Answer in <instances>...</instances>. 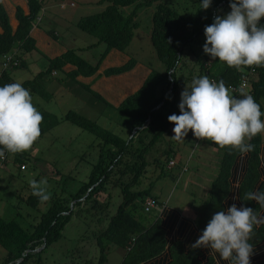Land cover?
Listing matches in <instances>:
<instances>
[{
  "label": "trees",
  "instance_id": "16d2710c",
  "mask_svg": "<svg viewBox=\"0 0 264 264\" xmlns=\"http://www.w3.org/2000/svg\"><path fill=\"white\" fill-rule=\"evenodd\" d=\"M226 1L217 0L214 6L216 7ZM100 3H107L102 11L81 16L77 22L78 27L95 36L98 43L104 42L106 44V49L97 63L93 64L79 55L75 49H69L63 54L49 59V65L45 70L40 71L31 79L22 81L20 84L29 90L30 95L38 94L43 98L50 99L52 94L44 88L42 80L51 75L53 71H60L66 64H73L76 69L68 73L71 77L95 74L110 49L117 48L124 51L129 46L134 37L135 29L139 27V23L136 21L139 9L156 4L151 39L157 56L165 65V69L164 71L152 69L141 88L118 106L122 113L133 119L131 129L138 127L137 132L140 130V134L153 131V136L147 145L137 146L133 150L134 136L126 139L100 126L81 113L73 110L66 112L63 116L64 119L100 138L102 145L99 160L92 169L89 181L71 199L62 197L52 199L50 207L41 214L40 220L34 226L33 231L30 232L14 219L6 220L0 216V245L8 253L5 263L28 264L32 261L34 254H38L39 257L35 258L34 262L41 264V252L62 237L64 228L74 217L81 216L83 211L80 209L84 202L91 201V207H99L100 197L103 193H108L107 183L111 178L115 179L113 168L118 164H122L124 166L123 173L126 172V167L130 162L125 159V156L136 154L140 159V163L138 165L139 169L136 168L137 171L135 170L132 179L127 182L115 180L116 184L118 182L116 186H119L123 191V200L117 207L115 214L107 220L106 226L96 235L98 260L96 263L87 261L85 264H104L111 247L114 245L126 250L121 264L144 263L163 254L166 248L171 253L172 261L170 264H213L215 262L213 256L203 259L201 247L186 250L183 243L178 240L167 246L166 230L162 226L160 217L153 219L144 212L142 207L143 201L147 197L158 199V196H152L149 188L137 190L132 188L142 175V170L146 165L145 155L148 148L158 142L165 133L174 127V123L169 122L167 119L173 113L166 109V98L176 92L177 82L174 71H176L182 59L184 49L197 35L204 31L205 25L212 23L215 14L212 12L207 22L202 27H197L198 19L183 15L163 0H100ZM43 5L44 0H28V13L21 6H18L16 9L18 25L13 30L8 12L0 1V26L2 27V32H0V57L17 48L14 51L21 58L20 65L11 66L8 70L2 72L0 86L18 83L13 79L10 72L18 67H25L24 56L20 55L35 49V40L31 36V30L37 21V17L42 12ZM136 62V58L132 57L120 66L107 68L104 74L109 76L129 71L135 66ZM247 67L249 66L229 67L225 63L220 70L216 72L207 70L205 75L209 79L214 77L218 81L223 80L226 85L237 84L243 75V69ZM170 70H174L171 73L174 83L172 88V81L167 80L168 76L170 77ZM255 77L250 95L255 98L261 111L264 112V66L257 67ZM165 82H168L167 89L165 94L160 96L158 95V89L164 86ZM174 113L179 114V110ZM41 114L43 120L40 124L41 134L39 137L59 122V118L53 113L43 111ZM261 119L264 120V116ZM245 143L252 144L254 148L246 155L241 156L236 149L220 147L212 142L215 147L222 150V157L217 176L212 180L207 199L199 212V218L196 222L199 232L205 227L213 213L226 209V201H230L228 202L229 205L234 198H238L239 206L252 207L258 216L264 217V208H261L255 201H246L248 192L264 191V176L262 174L264 132L257 134ZM30 149L10 154L15 161L22 165L29 157ZM133 165L135 166V164ZM241 165H243V168ZM240 170H243V173L241 179L238 180L237 173ZM236 182L239 183L238 188L235 187ZM110 196L108 194V197ZM138 198H141V203L136 202ZM41 200L38 196L28 198V201L33 204H38ZM72 200H75V202L73 206H70ZM109 204L108 200L107 207ZM76 206L79 208H75ZM132 206L141 214L138 215L137 211L132 210ZM249 243L253 247V252L259 251L264 246V223L254 226ZM41 245H44L41 251H34ZM27 250L29 251L25 254ZM20 258L22 260L18 262ZM258 258L257 260H251V264H264V255Z\"/></svg>",
  "mask_w": 264,
  "mask_h": 264
},
{
  "label": "rangeland",
  "instance_id": "374dc122",
  "mask_svg": "<svg viewBox=\"0 0 264 264\" xmlns=\"http://www.w3.org/2000/svg\"><path fill=\"white\" fill-rule=\"evenodd\" d=\"M163 1L183 15L198 19L197 27H202L212 12L215 15H223L230 11L229 0L216 7L214 5L217 0H213L207 10L200 9L199 0ZM106 4L100 3V0H45L44 7L47 8L48 17L57 22L56 29L65 28L66 25L68 30L66 34H73L75 44L86 46L92 40L98 39L79 28L77 20L81 16L102 11ZM155 9L156 4L139 9L136 18L139 27L135 29L134 37L126 50L137 60L151 62L152 69L164 71L165 65L159 60L151 39ZM205 39L202 31L186 46L182 59L174 71L177 89L166 98V109L172 113L179 110L180 93L186 85H190L194 78L204 76L207 70L216 72L225 65L218 58L212 60L203 52ZM105 49L106 44L102 42L101 46L86 51L84 58H89L90 61L99 60ZM31 52H28L26 58L28 66L18 67L11 72L15 81L31 79L37 72L48 67L46 57L39 55L38 60H34L31 57L34 52ZM56 72L57 75H48L42 80L44 88L52 97L46 99L38 94H32L31 97L40 113L43 111L53 113L59 118V122L41 135L30 149L29 157L25 160V169L21 168V164L15 161L12 155L0 168V216L6 220L18 221L30 232L39 222L41 214L48 210L53 198L71 199L89 181L92 169L99 160L102 145L100 138L64 119L66 112L73 110L81 113L126 139L134 136L133 150L137 146L147 145L154 133L148 131L140 134V130L137 132L138 127L131 129L133 119L103 99L97 100L95 106L92 105L89 100L95 101V97L89 94L87 87H79L75 79L68 77L63 70ZM167 80L171 81L169 76ZM167 84L168 82H165L164 86L158 89V95L165 94ZM173 128L148 148L144 172L142 170L141 177L132 189L149 188L152 196H158V199L147 197L142 204L144 212L153 219L160 216V210L169 206L182 214L190 213V217L198 220L211 182L217 176L222 150L215 147L210 140L194 137L191 130L185 139L176 141L171 137L174 135ZM248 140L246 138L245 142ZM125 159L130 162L126 172L123 173L122 164L113 168L112 174L115 179L111 178L107 183L108 193H103L100 197L99 207H91V201L84 202L80 209L83 211L81 216L74 217L64 228L62 237L41 252V264L97 262L96 235L106 226L107 220L115 214L123 200V191L116 185L118 182L132 179L136 168L139 169L140 159L136 154H127ZM170 160L175 162L172 167L168 165ZM262 174L264 176V165ZM33 181L45 189L47 200L42 199L38 204L28 201L29 197L37 196L33 194L31 187ZM108 200L110 204L107 207ZM147 200H152L156 204L149 211L145 209ZM74 202L75 200H72L70 206H73ZM136 202L141 203V198ZM132 210L137 211L133 206ZM136 213L141 214L139 211ZM43 246L37 247L34 251H41ZM115 247L117 246H112L109 252V259L114 263L119 259ZM7 256V251L0 245V264H5ZM38 257V254H34L28 264H36L34 259Z\"/></svg>",
  "mask_w": 264,
  "mask_h": 264
},
{
  "label": "clouds",
  "instance_id": "9594fccd",
  "mask_svg": "<svg viewBox=\"0 0 264 264\" xmlns=\"http://www.w3.org/2000/svg\"><path fill=\"white\" fill-rule=\"evenodd\" d=\"M199 2L200 9L207 10L213 0ZM229 8L205 25L203 52L229 67L264 66V0H229ZM178 108L179 114L167 117L174 123L171 137L176 141L185 139L191 130L196 138L236 149L244 156L254 148L245 139L264 132V112L255 98L243 89L239 96H234L223 80L213 82L207 75L186 85L180 93ZM42 120L29 90L22 84L0 86V158L5 151L29 150L41 134ZM31 187L34 195L48 199L40 184L33 181ZM246 201H255L264 208V191L248 192ZM262 223L264 217L258 216L252 207L232 204L212 214L191 246L209 248L229 264H251L250 235L254 226Z\"/></svg>",
  "mask_w": 264,
  "mask_h": 264
},
{
  "label": "crops",
  "instance_id": "0c3cea01",
  "mask_svg": "<svg viewBox=\"0 0 264 264\" xmlns=\"http://www.w3.org/2000/svg\"><path fill=\"white\" fill-rule=\"evenodd\" d=\"M0 1L5 6L10 18V23L12 25V28L13 30H15L18 25V20L16 18V9L18 6H21L24 9V11L28 13L29 12L28 0H0ZM65 5L66 4L64 3V6ZM42 10L43 13H41L40 16H38L39 20L36 21V23L34 24L31 30V36L35 40V49L32 50L34 54H32L31 56L32 59L38 60L39 55H42L46 57L49 62V59L55 58L69 49H75L79 55L84 57L86 56L85 55L86 51H88L90 48L92 47L96 48L97 46H101V43H98V40H92L86 46L84 45L77 46L75 44L76 39L74 38L73 34L71 33L66 34V32L68 31L66 25H64L65 28L59 27L58 29H56L57 22L53 21L50 17H48L49 15L46 14L47 8H45L44 5ZM0 32H2L1 26H0ZM126 49L124 51L119 50L117 48L110 49L109 52L106 54L105 58L102 60L99 69L95 74L91 76L77 75L76 77H72L78 83L79 87H87L89 94L95 97V101H92V99L89 100L92 105L95 106L97 100L103 99L111 106L118 108V106L127 97L134 94L136 91H138L141 88V86L144 84L145 80L151 73L152 71L151 62H142L136 59L137 62L131 70L115 75H109V76L105 75L104 72L107 68L120 66L126 63L130 58H132L130 53ZM27 55L28 53H25V55L24 54L20 55V56H24V59L26 61L25 67L28 66V62H27L28 60L26 59ZM91 56H96V55L91 54ZM87 60L90 61L89 58H87ZM93 60L95 61H90L93 64L97 63L98 61L96 59ZM75 69L76 66L73 64H66L62 68V70L65 72V74L68 75V77H71L69 76L68 73ZM53 72L51 75H57V72L55 74ZM241 166L243 168V165ZM242 173L243 170H240L237 173L238 180L241 179ZM237 184L239 183L236 182L235 187ZM235 195H236V191H235ZM228 202L230 201L229 200L226 201V209L232 204H236L237 207H240L238 198H234L231 204L229 205ZM190 215H191L190 213L188 215L182 214L178 210L173 209L169 206H166L162 210H160L159 217L162 226L166 230V237L168 243L167 246L171 245L174 241L178 240L183 243L186 250L192 248L191 245L195 243V241L200 236L201 232H199V230L197 229V225H196L197 219L195 217H190ZM115 248L117 253H119L118 261L116 263L111 262L109 259L110 253H108V258L104 264H121L126 254V250L119 246ZM201 249L203 252V259L207 258L208 256H213L215 258V262L213 264H217V261H219V264H229L228 261L219 259V254L213 253L211 249L204 247H201ZM262 255H264V246H262V248H260L259 251L253 252L250 257V260H257L259 259L258 257ZM171 261H172L171 253L169 249L166 248L165 252L160 256L141 264H170Z\"/></svg>",
  "mask_w": 264,
  "mask_h": 264
},
{
  "label": "built area",
  "instance_id": "2783aa9c",
  "mask_svg": "<svg viewBox=\"0 0 264 264\" xmlns=\"http://www.w3.org/2000/svg\"><path fill=\"white\" fill-rule=\"evenodd\" d=\"M37 20L38 17H37ZM21 64V58L19 55L16 53V51H10L8 53H5L0 57V75L2 74L3 71L8 70L11 66H18ZM257 67L258 66H249L245 69H243V75L240 78V81L237 84H228L226 85L229 87L232 95H237L239 96V90L243 89V91L247 94H250L252 89H253V82L255 80V75L257 74ZM54 74L56 72H53ZM211 81L213 82H219L216 78L211 77ZM11 156L10 152L5 151V154L3 158H0V168L3 167L9 160V157ZM175 164L173 160H170L169 166L172 167ZM25 164L21 165L22 169H25ZM156 206V204L152 200H147L146 201V211H149L152 207Z\"/></svg>",
  "mask_w": 264,
  "mask_h": 264
},
{
  "label": "water",
  "instance_id": "95a60500",
  "mask_svg": "<svg viewBox=\"0 0 264 264\" xmlns=\"http://www.w3.org/2000/svg\"><path fill=\"white\" fill-rule=\"evenodd\" d=\"M173 71H174V70H170V71H169V75H170V80H171V81L173 80L172 77H171V73H172ZM173 86H174V83H173V81H172L171 88H172ZM43 247H44V246H43ZM41 248H42V247H41ZM28 251H29V250H27V251L25 252V254L28 253ZM21 260H22V258H20V259L18 260V262L21 261Z\"/></svg>",
  "mask_w": 264,
  "mask_h": 264
}]
</instances>
